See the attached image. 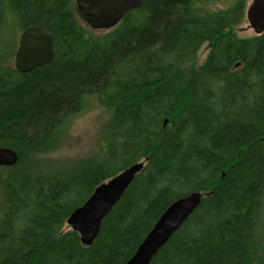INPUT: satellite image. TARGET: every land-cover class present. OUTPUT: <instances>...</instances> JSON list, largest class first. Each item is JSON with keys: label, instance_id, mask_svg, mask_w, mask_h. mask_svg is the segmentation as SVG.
Listing matches in <instances>:
<instances>
[{"label": "trees", "instance_id": "16d2710c", "mask_svg": "<svg viewBox=\"0 0 264 264\" xmlns=\"http://www.w3.org/2000/svg\"><path fill=\"white\" fill-rule=\"evenodd\" d=\"M248 1L147 0L114 28L92 30L75 0H0L4 52L32 24L51 32L54 49L28 73L0 53V146L19 152L0 166V264H125L193 191L209 195L152 264H264V33L235 30ZM206 42L205 62L186 71ZM92 101L110 112L94 153L70 167L39 156ZM28 156L39 166L26 167ZM140 160L84 246L70 213Z\"/></svg>", "mask_w": 264, "mask_h": 264}, {"label": "water", "instance_id": "95a60500", "mask_svg": "<svg viewBox=\"0 0 264 264\" xmlns=\"http://www.w3.org/2000/svg\"><path fill=\"white\" fill-rule=\"evenodd\" d=\"M146 1L75 0V3L81 19L90 28L109 30L117 26L129 11L140 7ZM246 19L257 35L264 33V0L249 2ZM53 55L51 32L40 24H32L20 33L14 67L21 73H28L35 67L48 65ZM18 160L17 150L0 146V166H13ZM145 165L146 160L137 161L101 182L89 198L70 213L67 225L78 232L84 246L94 243L103 221ZM206 195L209 193L193 191L171 202L125 264H152L154 257L200 206Z\"/></svg>", "mask_w": 264, "mask_h": 264}, {"label": "rangeland", "instance_id": "374dc122", "mask_svg": "<svg viewBox=\"0 0 264 264\" xmlns=\"http://www.w3.org/2000/svg\"><path fill=\"white\" fill-rule=\"evenodd\" d=\"M250 1L251 0H249L248 3ZM214 6L215 4L212 5V8H214ZM82 22L84 25L90 28L88 24L83 20ZM235 30L243 37H249L256 34L253 28L250 27L246 18L235 28ZM0 45H2V47L0 46V53H3L2 56L3 58H5V62L13 66L15 57L14 53L16 51L15 48L14 52L9 55V43H7V50L6 52H4L6 39L2 40ZM209 46L210 45L208 42L202 45L201 49L198 51L195 62L191 64L188 63L186 65V71H189V69L191 68L190 66H199L205 62L208 56ZM109 113L110 112L104 106L99 105L98 103H96V101H92L90 107L87 110L74 116L71 123L68 124L67 127H65L62 140L59 141V146L56 149H53L52 151H49L47 153L40 154L39 156L64 163L65 166L68 167L75 165L79 160L91 156L94 153V148L99 142L100 134L104 126L108 122V119L110 117ZM31 159H33V157L28 156L26 158V161L24 162L26 167L28 166L34 168L39 166L37 163L33 164L31 162Z\"/></svg>", "mask_w": 264, "mask_h": 264}]
</instances>
